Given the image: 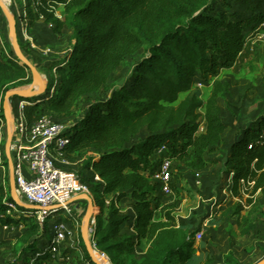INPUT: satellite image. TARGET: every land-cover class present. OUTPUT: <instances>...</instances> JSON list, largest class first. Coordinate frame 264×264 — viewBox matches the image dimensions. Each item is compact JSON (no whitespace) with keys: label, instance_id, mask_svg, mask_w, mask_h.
Returning <instances> with one entry per match:
<instances>
[{"label":"trees","instance_id":"1","mask_svg":"<svg viewBox=\"0 0 264 264\" xmlns=\"http://www.w3.org/2000/svg\"><path fill=\"white\" fill-rule=\"evenodd\" d=\"M24 13L28 32L40 21L58 35L71 32V47L54 67L55 94L17 96L38 113L72 114L81 98L107 86L127 57L142 52L126 79L90 102L68 131L69 156L94 154L85 164L93 174L81 181L99 208L96 248L111 264H200L197 232L177 224L176 204L161 202L165 194L154 178L157 152L165 147L173 166L193 171L214 163L208 156L228 129L219 101L231 87L221 73L246 54L258 24L232 12L228 0H26ZM30 70L18 60L0 58V129L6 121L4 95L31 84ZM197 81L207 85L205 98ZM263 130L264 118L243 128L222 163L223 173L232 176L233 197L249 195L248 203L258 193L264 197V147L256 144ZM143 132L147 136L138 139ZM4 197L2 186L0 225L28 228L13 264L27 256L32 264L67 261L69 249L63 258H52V240L44 242L50 223L42 228L31 218L2 217ZM124 204H131L135 215L123 213ZM243 209V202L237 204V213ZM144 245L147 251L139 259ZM81 247V264H94L83 240ZM225 264L240 263L230 254Z\"/></svg>","mask_w":264,"mask_h":264},{"label":"rangeland","instance_id":"2","mask_svg":"<svg viewBox=\"0 0 264 264\" xmlns=\"http://www.w3.org/2000/svg\"><path fill=\"white\" fill-rule=\"evenodd\" d=\"M232 12L244 17L252 26L259 25L264 14V0H228ZM26 0H10L6 8L15 20L17 46L10 38L11 23L6 17L0 3V56L18 60L19 64L30 66L29 76L32 83L9 91L3 97V111L6 121L2 123V144L0 153L5 158V146L8 141L6 134L7 121H13L17 116H22L28 122H33L42 117H51L62 122L67 128L82 115L87 105L95 100L104 98L114 85L123 82L133 66L140 60L142 52L127 57L121 66L111 76L107 86L99 93L80 99L74 112L67 116H57L49 111L38 113L26 105L21 109V98L12 95L13 92H28L20 96L28 100L35 96H53L57 85L58 76L54 70L59 62L69 51L72 40L71 32L63 35L56 34L52 27L41 22L31 32L25 28L26 20L24 8ZM25 20V21H24ZM249 35V47L246 54L230 71L222 72L220 79L229 82L230 92L219 101L222 108V119L227 123L221 144L208 157L214 161L212 167L202 172L193 171L184 164L173 166V194L161 195L164 205H177L175 211L177 224L187 225L191 231L203 233L202 239L196 243L200 264H225V257L230 254L240 264H256L264 259V197L259 193L253 196V203H248V196L243 198L233 197L230 192L231 178L223 173L222 163L233 141L238 137L243 128L264 118V43L252 42L253 34ZM251 39V40H250ZM18 51L23 60L18 56ZM40 79V85L36 81ZM198 83L200 81H197ZM53 85L52 89H49ZM207 85L204 84L203 96H207ZM49 89V90H48ZM42 96V97H43ZM25 99L23 100L24 102ZM30 103V102H29ZM147 136L141 133L138 139ZM93 152H81L72 156L68 155L70 165L68 170L76 173L81 179L93 174L92 170H85L87 160ZM157 158V163L159 162ZM91 171V172H90ZM11 175L5 178L0 173V187L5 181L8 187ZM5 179V180H4ZM243 192V191H242ZM243 199V200H242ZM242 200V201H241ZM243 202L244 209L237 213V204ZM80 211L75 215L64 218L72 227L81 226L88 211V203L80 205ZM79 209V208H78ZM124 210H129L128 204L123 205ZM76 209H73V214ZM51 224V223H50ZM80 224V225H79ZM26 224L18 227L0 225V264H13L24 246L23 235L27 232ZM79 234L80 230L78 229ZM53 237V232L44 238L47 242ZM73 240L66 241L61 246L62 254L70 250L67 256L69 261H50L48 264H81L80 255L73 247ZM33 259L27 256L21 264H32Z\"/></svg>","mask_w":264,"mask_h":264},{"label":"built area","instance_id":"3","mask_svg":"<svg viewBox=\"0 0 264 264\" xmlns=\"http://www.w3.org/2000/svg\"><path fill=\"white\" fill-rule=\"evenodd\" d=\"M256 29L257 33L252 36L253 44L264 43V16ZM196 87L204 90L202 82L197 83ZM20 105L23 109L29 102L21 101ZM68 131L69 128L62 122L47 116L31 123L21 115L13 119L11 142L8 150L5 146L4 160L0 153V171L6 177L13 170L15 182L13 186L9 183V187H4L3 203L7 210L2 217L7 216L16 220L31 218L42 228L46 223H51L52 258L58 259L63 256L60 248L69 240H73V247L82 254V240L84 243L87 240L98 258L111 264L109 257L96 248L94 233L97 214H93V210L85 234L83 229L86 217L82 225L76 227L63 220V217L72 216L78 200L86 201L88 204L89 198L93 200L89 187L82 183L76 173L68 170L70 163L66 149L71 143ZM256 144L264 147V130ZM165 152V147L157 152L160 163L154 178L163 194L172 195L173 163ZM202 236L203 233L196 234L195 242L199 243ZM65 259L69 261L70 257L67 256Z\"/></svg>","mask_w":264,"mask_h":264},{"label":"water","instance_id":"4","mask_svg":"<svg viewBox=\"0 0 264 264\" xmlns=\"http://www.w3.org/2000/svg\"><path fill=\"white\" fill-rule=\"evenodd\" d=\"M2 5V8L4 9V12L6 14V17L9 19L10 23H11V32H10V38H11V41L14 45H18L17 44V38H16V28H15V20L14 18L12 17V15L10 14L9 10L3 5ZM18 56L23 60L22 58V55L20 54V52L18 51ZM30 67V66H29ZM27 94H31V93H28V92H21V93H18V92H13L12 95H17V96H25ZM11 142V139L9 140V144ZM10 177H11V186L14 185V171L11 170L10 172ZM89 201V206H88V211H87V216H86V220H85V226H84V229H83V233L85 234V230H86V227L88 226L89 224V220H90V216H91V213H92V210H93V200L91 198L88 199ZM85 245L87 247V250L89 252V255L91 257V260L94 264H101V261L100 259L98 258V256L96 255L93 247L89 244V242L87 240H85ZM256 264H264V259L259 261L258 263Z\"/></svg>","mask_w":264,"mask_h":264},{"label":"crops","instance_id":"5","mask_svg":"<svg viewBox=\"0 0 264 264\" xmlns=\"http://www.w3.org/2000/svg\"><path fill=\"white\" fill-rule=\"evenodd\" d=\"M41 22H43V21H40L37 25H36V27L41 23ZM35 27V28H36ZM0 58H1V56H0ZM16 118H18V116L16 117ZM7 126H6V134H7V136H8V141H7V144H6V149L8 150V147H9V140L11 139V136H12V129H13V121H7ZM1 127H2V125H1ZM3 128V127H2ZM2 132L0 131V134H1ZM225 135V134H224ZM1 136H2V134H1ZM224 137V136H223ZM225 159V158H224ZM210 167H212V165L210 166ZM209 167V168H210ZM209 168H207V169H209ZM206 169V170H207ZM204 171V170H203ZM91 172V171H90ZM198 172H202V171H198ZM0 173H1V175H2V177L3 178H5L4 177V175H3V173H2V171H0ZM230 178L232 177L231 175H228ZM96 179V181H98V182H100V180H99V178H95ZM5 180V179H4ZM5 181H4V183H3V187H5ZM84 203V201L83 200H78L77 202H76V204H75V209H76V211H75V213L74 214H72V215H75L76 214V212H78V211H80L81 209V207H80V205L81 204H83ZM94 204V203H93ZM88 206H89V204H88ZM95 208H97L95 205H93ZM128 206H129V210H124L123 209V206H122V210H123V213H130V214H132V215H135V212L133 211V209L131 208V204H128ZM79 208V209H78ZM97 209H99V208H97ZM80 213H81V211H80ZM98 214H99V212H98ZM98 214H97V216H98ZM87 216V212H86V215H85V217ZM85 219V218H84ZM132 232H130L129 234H131ZM146 251H147V246H143V247H141V248H139L138 249V251H137V256H138V258L140 259V258H142V257H144L145 256V253H146ZM110 261V260H109ZM111 263V262H110ZM193 264H199V262H194Z\"/></svg>","mask_w":264,"mask_h":264},{"label":"bare ground","instance_id":"6","mask_svg":"<svg viewBox=\"0 0 264 264\" xmlns=\"http://www.w3.org/2000/svg\"><path fill=\"white\" fill-rule=\"evenodd\" d=\"M10 0H0V3L3 4L5 7L8 5V2ZM36 81L38 82V85H40V79L38 77H36ZM93 214H98V209L97 208H93ZM101 264H109L107 261H105L104 259H100Z\"/></svg>","mask_w":264,"mask_h":264}]
</instances>
